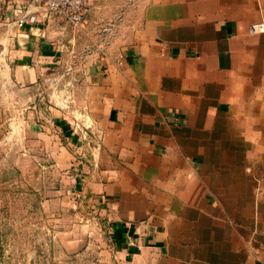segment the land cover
I'll use <instances>...</instances> for the list:
<instances>
[{
    "label": "crops",
    "instance_id": "obj_1",
    "mask_svg": "<svg viewBox=\"0 0 264 264\" xmlns=\"http://www.w3.org/2000/svg\"><path fill=\"white\" fill-rule=\"evenodd\" d=\"M87 4L0 0V121L87 206L52 264H262L264 0Z\"/></svg>",
    "mask_w": 264,
    "mask_h": 264
},
{
    "label": "rangeland",
    "instance_id": "obj_2",
    "mask_svg": "<svg viewBox=\"0 0 264 264\" xmlns=\"http://www.w3.org/2000/svg\"><path fill=\"white\" fill-rule=\"evenodd\" d=\"M52 159L27 143L22 125L0 121V264H52L58 231L73 222L69 210L86 220V204Z\"/></svg>",
    "mask_w": 264,
    "mask_h": 264
},
{
    "label": "built area",
    "instance_id": "obj_3",
    "mask_svg": "<svg viewBox=\"0 0 264 264\" xmlns=\"http://www.w3.org/2000/svg\"><path fill=\"white\" fill-rule=\"evenodd\" d=\"M37 2L44 15H54L63 18L68 24L74 28H79L86 21L88 13L87 0H33ZM30 16L28 14H21L16 19V25L23 27L29 22ZM250 33L264 32V23H254L249 26ZM264 255V247L262 248ZM264 264V262H262Z\"/></svg>",
    "mask_w": 264,
    "mask_h": 264
}]
</instances>
